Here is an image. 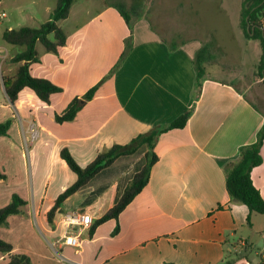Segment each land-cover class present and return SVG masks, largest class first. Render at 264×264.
Here are the masks:
<instances>
[{
	"label": "crops",
	"instance_id": "1",
	"mask_svg": "<svg viewBox=\"0 0 264 264\" xmlns=\"http://www.w3.org/2000/svg\"><path fill=\"white\" fill-rule=\"evenodd\" d=\"M234 1L240 11L241 0ZM102 4L83 22L64 30L67 40L57 54L37 44L39 62L30 65L31 76L62 89L48 105L27 88L11 103L0 80V122L12 121L8 135L0 137V171L6 177L0 180V206L7 205L12 194L27 203L22 214L10 216L7 226L0 227V239L12 246L13 253L29 256L32 264H264V215L252 214L247 225V208L231 201L225 186L228 166L237 162L241 147L255 142L264 124V112L255 105L260 103L264 110L263 79L239 86L233 82L239 84L240 79L222 68L211 76L213 69L208 63L203 66L204 57L198 90L194 58L201 43L180 38L174 45L168 35L165 42L144 20L133 25L131 51L117 66L130 33L117 4ZM50 9L45 6V11ZM239 16L240 12L241 35ZM97 84L94 97L74 120L55 122L73 98ZM189 109L183 129L159 136L158 161L148 184L120 214L118 233L112 234L115 222L109 221L91 237L86 229L79 249L61 245L62 216L87 203L96 216L79 212L93 221L100 218L143 166L146 149L118 158L96 175L65 201L49 227L44 212L75 181L59 152L66 148L85 167L113 145H127L138 134L163 127ZM260 155L262 163L251 171V179L264 200V140ZM75 198L78 204L67 207ZM37 221L66 251L62 260L48 256L34 227ZM256 223L261 230L254 231ZM245 227L259 235L261 249L243 238L239 245L246 252L237 247L232 239Z\"/></svg>",
	"mask_w": 264,
	"mask_h": 264
},
{
	"label": "trees",
	"instance_id": "2",
	"mask_svg": "<svg viewBox=\"0 0 264 264\" xmlns=\"http://www.w3.org/2000/svg\"><path fill=\"white\" fill-rule=\"evenodd\" d=\"M73 2L74 0H57L51 17L37 28L21 27L5 30L2 33L4 43L22 47V50L10 59L12 63L19 64L15 74L10 77H1L5 93L11 103H14L18 94L25 88L30 89L41 102L47 105L50 103L52 95L62 92L60 87L54 85L49 80L31 76L29 67L31 64L39 62L36 50L37 44H40L45 52L53 54H57L59 48L65 45L67 35L58 22L68 18ZM116 8L125 21L130 33L127 39H125V49L119 63H117L118 66L131 51L132 25L130 24V17L123 7L117 6ZM240 17L244 36L249 40L259 41L262 47V54L257 64V75L264 82V27L262 26L264 21V0H241ZM170 48L172 49V47ZM203 61L204 55L202 49L196 53L194 58L195 88L198 90L201 88V82L204 78ZM98 85L90 88L81 97L73 98L63 113L55 116V122L62 124L74 120L84 104L94 97ZM191 112L192 110L189 109L163 127L153 128L146 133L138 134L127 145H113L106 152L99 153L85 167L79 166L66 148L62 149L59 152V157L75 175V181L62 191L53 200V204L44 212L43 219L45 224L53 227L58 215L63 210L65 201L85 188L101 171L110 167L118 158L134 155L139 149L144 147L146 151L143 166L132 175L118 201L100 218L94 220L88 230L91 237L99 226L106 222L114 221L115 226L112 234H117L120 214L149 182L151 170L158 161L155 145L159 136L171 130L183 129L187 124ZM11 123V120L0 122V137L8 135ZM263 140L264 124L258 131L255 142L241 147L237 162L228 166L226 171V190L231 201L242 204L247 208L248 216L246 223L249 226L251 225L252 214L264 215V200L251 179V171L262 163L260 149L263 145ZM5 178V175L0 172V180H5ZM26 204V201L18 195L12 194L9 203L5 206H0V227L7 226V219L10 216L22 214ZM241 247L242 249L240 250H246L245 247ZM12 251V246L0 239V254L4 256V261L0 264H32L29 256L13 253ZM225 264H229V262Z\"/></svg>",
	"mask_w": 264,
	"mask_h": 264
},
{
	"label": "rangeland",
	"instance_id": "3",
	"mask_svg": "<svg viewBox=\"0 0 264 264\" xmlns=\"http://www.w3.org/2000/svg\"><path fill=\"white\" fill-rule=\"evenodd\" d=\"M33 1L37 4H32ZM103 1L122 6L130 17L132 29L135 23L144 20L155 33L164 38L165 42L168 35V39H174V45H177V40L180 38L201 43L205 57L203 66L208 63L212 67L211 76H217L216 69L222 68L225 74H235L240 79L239 84L233 82L239 86L243 82L259 79L256 61L262 47L259 41L252 40L255 46L249 43V39L244 36L241 23V35L238 32L237 20L240 11L234 0H74L69 18L64 22H58L59 26L63 30L73 28L99 9ZM56 2L57 0H3L1 2L0 14L5 13V17L0 19V45L2 46L0 48V80L1 77H10L15 74L19 64L12 63L10 59L22 50V47L4 43L2 33L5 30L21 27H39L51 17ZM45 6L51 9L45 11ZM182 31L183 34H181ZM38 47L41 49L42 46L38 44ZM220 76L222 79L230 78L228 75ZM243 94L249 95L247 92ZM255 105L257 111L264 112L260 103L256 102ZM77 199L70 201L67 207L77 205ZM88 206L92 205L84 203L77 210L88 211L91 216H96L92 210H88ZM259 217L262 224L263 218ZM37 223L38 226L34 224V227L47 248L48 256L53 260H62L66 251L60 250L58 244L53 241L54 238L45 234L41 230V224L39 225L38 221ZM261 224L256 223L254 231L261 230ZM242 230L244 231H240L241 234L232 239L237 247L241 248L239 239L243 238L253 247L261 249L259 235L246 227ZM81 231L80 236H87L86 229Z\"/></svg>",
	"mask_w": 264,
	"mask_h": 264
},
{
	"label": "built area",
	"instance_id": "4",
	"mask_svg": "<svg viewBox=\"0 0 264 264\" xmlns=\"http://www.w3.org/2000/svg\"><path fill=\"white\" fill-rule=\"evenodd\" d=\"M5 16L4 13L0 14V19ZM264 19V18H263ZM264 27V21L263 25ZM34 130H31L33 133ZM32 134V138H33ZM62 223L64 225L63 233L59 237L61 244L70 246L73 248L80 247V231L89 229L93 223V219L90 215L80 213L79 211L68 212L63 216Z\"/></svg>",
	"mask_w": 264,
	"mask_h": 264
}]
</instances>
